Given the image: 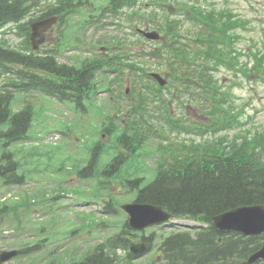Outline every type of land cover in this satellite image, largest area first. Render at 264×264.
I'll list each match as a JSON object with an SVG mask.
<instances>
[{
  "label": "trees",
  "instance_id": "16d2710c",
  "mask_svg": "<svg viewBox=\"0 0 264 264\" xmlns=\"http://www.w3.org/2000/svg\"><path fill=\"white\" fill-rule=\"evenodd\" d=\"M140 1L144 0H104L100 6H94L90 0H0V182L6 186L20 185L26 178L11 148L28 139L34 110L32 105L26 104L13 114L15 95L38 92L85 109L100 87L97 83L100 73L104 80H110L105 88L111 89L112 96L115 94L113 85H120L117 91L121 97H127L123 88L126 72L133 75L130 86L136 99L134 106L127 108L133 117L118 138L122 149L130 153L152 135L154 126L149 127V124L156 117L152 114L155 110L171 132L192 131L190 124L188 126L183 119L176 120L178 117L173 115L168 90L171 99L182 106L197 101L194 106L205 113L217 107L219 113L211 123L194 122L203 136L235 126L237 117L233 116L232 120L229 114H224L232 106L226 108L229 100L221 97V88L215 79L217 68L233 69L224 54L233 45L226 33L240 26L238 22L233 26L235 22L227 14L229 9L218 11L213 3L201 4L204 0ZM77 15L83 19V22L77 20L79 29L86 30L85 26L89 25L102 28L114 21L117 25H130L140 44L144 37L136 35L139 27L157 29L164 40L160 49L141 56V62L134 58L135 53L131 50L134 41L104 37L100 44L104 42L109 50L118 47L115 56L111 53L107 58H79L78 64L74 65L62 63L60 47L70 45L65 34L77 25L72 21ZM50 17L59 18L58 41L50 50L36 52L30 41L31 24ZM7 27H11L8 31L19 38L17 45L6 39ZM157 58L159 62H155ZM153 64L166 73L174 89L161 87L149 75L148 67ZM111 72L117 78L109 79ZM239 72L247 74L240 67L237 68ZM116 103L115 110L126 112L123 110V104L128 103L126 100ZM224 142L206 141L188 148L182 144L179 154L172 150L169 161L162 162L152 181L145 183L142 178H129L124 182V187L135 193L134 202L158 205L173 215L198 218L208 225L195 236L186 231L162 237L159 249L167 264H243L264 244V234L246 237L212 226L214 218L226 211L264 204V136L254 138L252 142L247 138L234 141L231 146ZM100 148V145L95 147L96 154L80 175L91 177L94 174ZM125 162L123 155L114 157L103 174L119 173ZM5 210L6 207L0 209ZM106 210L114 215L121 212L113 202L107 203ZM123 226L119 233L99 243L76 264H133L129 245L132 238L138 236L129 227L127 219ZM142 237L149 247L160 239L156 232Z\"/></svg>",
  "mask_w": 264,
  "mask_h": 264
},
{
  "label": "rangeland",
  "instance_id": "374dc122",
  "mask_svg": "<svg viewBox=\"0 0 264 264\" xmlns=\"http://www.w3.org/2000/svg\"><path fill=\"white\" fill-rule=\"evenodd\" d=\"M103 1L90 0L94 6H100ZM211 3L215 4L218 11L229 9L227 14L232 16L235 22L233 26H237V22L240 26L226 33L233 45L224 54L233 69L229 71L218 68L215 78L220 80L219 86L224 91L221 97L229 100L227 107H234L232 110L235 114L236 110H240L238 118L243 123L234 130L216 135L207 133L202 136L195 131L185 135L195 145L201 140H211L214 137L215 140L224 138L228 141L224 144L231 146L239 136L247 135L252 140L255 135L261 137L264 133V0L201 2L205 6ZM77 20L83 22L82 16L77 15L72 19L74 24H77ZM114 23L116 22L112 21L102 28L89 25L85 26L86 30L83 27L79 29L78 24L73 25L70 32L65 34L70 45L62 47L60 61L74 65L78 64L79 58L82 60L97 55L107 58L111 53L115 56L119 52L118 47L109 50L104 42L100 44L104 37L129 42H133L134 38L131 30L127 29L126 32L124 26L119 29ZM57 28L58 26L43 47L46 50L54 47ZM9 36L13 44L20 42L16 36ZM79 43L82 45L77 47ZM160 46V43L145 39L142 44L136 41L131 50L135 53L134 58L141 62V56H146ZM155 62H159V59ZM239 67L247 72L246 77L242 78L243 74L242 77L235 75ZM157 68L159 66L153 64V67H148V72L157 71ZM114 76L116 75L108 74L109 79ZM97 83L100 87L93 93L91 102H87L88 110H80L81 112L71 104L48 98L38 92L32 93V96H15L12 103L13 114L23 109L25 104L31 103L34 121L28 139L11 148L16 153L21 173L26 176L25 182L8 186L0 183V209L6 207L5 211H0V253H12L36 246H39V252L21 255L5 264H50L53 258L63 264H71L73 255L84 257L91 253L96 245L118 232L126 218L124 214L107 217L105 203L110 198L116 205L131 203L133 193L121 187L124 180L136 177L147 180L155 175L162 157L159 149L163 152L162 142L155 138H151L142 147L144 149L132 161L129 160L114 178L107 179L109 175L102 174L110 162L109 146H115V137L107 136L102 130L104 123L108 122L107 117L115 111L110 103V91L105 88L108 80H104L102 74H99ZM114 90L116 92L117 86H114ZM115 97L119 99L117 93ZM93 105H97L99 110L90 111L89 107L92 108ZM187 106L188 114L202 123H210L214 120L210 114L219 113L218 109H214L205 113L208 117H199L196 106L191 103ZM172 108L175 115L186 118V110H178L176 104ZM239 129L242 132L237 133ZM99 144L104 145V151L100 149L98 152L101 154L98 156L95 173L91 177L80 175L79 172L88 166L96 154L94 149ZM103 221L112 225L107 228L99 227ZM157 254L159 252L153 248L149 254L134 261V264H162L158 263Z\"/></svg>",
  "mask_w": 264,
  "mask_h": 264
},
{
  "label": "water",
  "instance_id": "95a60500",
  "mask_svg": "<svg viewBox=\"0 0 264 264\" xmlns=\"http://www.w3.org/2000/svg\"><path fill=\"white\" fill-rule=\"evenodd\" d=\"M57 22V18L44 20L32 24V45L34 50H39L46 41V33ZM144 34L150 39H159L156 32ZM159 80H163L160 75H154ZM123 209L129 213L133 227L141 229L146 226L159 223L170 218L161 208L154 206L125 205ZM214 225L224 231H235L247 236H255L264 233V205L245 206L227 211L214 220ZM136 253L144 251V247L133 248ZM16 255L15 252L0 253V264L10 260ZM260 259H264V245L255 254L248 264H252Z\"/></svg>",
  "mask_w": 264,
  "mask_h": 264
}]
</instances>
